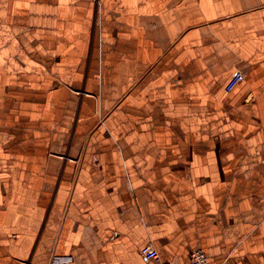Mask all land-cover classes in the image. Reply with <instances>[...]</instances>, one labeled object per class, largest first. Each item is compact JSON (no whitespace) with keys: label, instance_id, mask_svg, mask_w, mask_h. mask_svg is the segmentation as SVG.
Segmentation results:
<instances>
[{"label":"crops","instance_id":"crops-1","mask_svg":"<svg viewBox=\"0 0 264 264\" xmlns=\"http://www.w3.org/2000/svg\"><path fill=\"white\" fill-rule=\"evenodd\" d=\"M194 247L264 264V0H0V264Z\"/></svg>","mask_w":264,"mask_h":264},{"label":"built area","instance_id":"built-area-1","mask_svg":"<svg viewBox=\"0 0 264 264\" xmlns=\"http://www.w3.org/2000/svg\"><path fill=\"white\" fill-rule=\"evenodd\" d=\"M245 78L242 71H237L226 83L225 90L230 92L234 90ZM141 254L146 260H159L160 255L158 250L152 245L147 244L141 248ZM163 264H172L169 261H165ZM181 264H209V256L207 252L201 247H194L190 251L187 260Z\"/></svg>","mask_w":264,"mask_h":264}]
</instances>
